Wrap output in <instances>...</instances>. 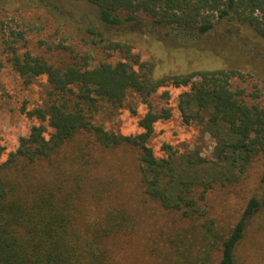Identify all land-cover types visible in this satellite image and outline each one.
I'll use <instances>...</instances> for the list:
<instances>
[{
    "label": "trees",
    "instance_id": "obj_1",
    "mask_svg": "<svg viewBox=\"0 0 264 264\" xmlns=\"http://www.w3.org/2000/svg\"><path fill=\"white\" fill-rule=\"evenodd\" d=\"M57 1L64 12L74 2L96 8L101 28L89 27L87 33L98 38L96 45L121 58L93 63V56L83 53L59 65L27 52L9 58L26 84L45 77L55 98L25 112L39 123L0 162V264H120L110 240L132 235L135 218L124 208L108 206L90 221L84 195L89 191L100 197L102 190L85 187L90 171L82 156L60 158L62 149L89 136L106 150L135 151L145 200L179 216L182 225L167 238L159 264H238L237 249L248 221L263 201L251 196L240 218L222 231L209 216L205 199L217 183L239 181L264 154V106L248 103L241 90L232 89L231 80L239 75L235 70L155 77L154 64L141 61L131 44L107 40L104 34L143 22L164 44L191 48L217 23L226 22L246 25L264 40V0ZM167 87L187 88L179 94L177 108L185 124L201 125L213 139L210 158L194 148L179 152L166 144L165 156H155L148 144L154 125L172 113L170 107L156 110L150 98ZM129 92L147 108L137 120L141 132L119 135L93 122L101 103L121 107ZM3 153L0 146V157ZM260 181L264 183V171ZM152 251L155 257V246Z\"/></svg>",
    "mask_w": 264,
    "mask_h": 264
},
{
    "label": "rangeland",
    "instance_id": "obj_2",
    "mask_svg": "<svg viewBox=\"0 0 264 264\" xmlns=\"http://www.w3.org/2000/svg\"><path fill=\"white\" fill-rule=\"evenodd\" d=\"M68 5L70 10L64 12V5L57 0H0V146L4 148L0 162L16 148L18 139L28 133L31 125L39 123L25 112L44 107L55 98V95L50 97L51 88L45 77L26 84L13 70L9 58L14 52L18 55L27 52L58 65L83 53L92 55L93 63L121 58L120 53L96 45L98 38L87 33L89 27L101 28L97 9L83 2ZM236 28L241 33L237 34ZM104 37L131 44L132 53L138 54L141 61L154 64L155 77L201 70H235L239 75L231 80L232 89L241 90L248 103L264 106V40L246 25L219 22L191 48L164 44L143 22L112 29ZM185 90L167 87L150 98L156 110L170 107L172 113L169 119L154 125L148 144L156 157L165 156L162 148L165 144L179 152L194 148L201 156L211 157L213 139L201 125L185 124L178 111V96ZM146 110L129 92L121 107L101 103L93 122L119 135H133L141 132L137 120ZM64 155L82 156V165L90 171L85 187L102 190L100 197L93 198L89 191L84 195L83 208L90 221L102 216L108 206L124 208L135 218L132 235H117L109 241L120 264H159L165 255L167 238L181 223L178 215L163 212L157 202L145 200L137 153L127 148L103 149L89 136L80 137L74 148L62 149L60 158ZM263 171L264 154H261L239 181L217 183L206 196L209 216L220 230H227L240 218L251 196L264 203V183L260 181ZM236 257L238 264H264V205L249 219Z\"/></svg>",
    "mask_w": 264,
    "mask_h": 264
}]
</instances>
